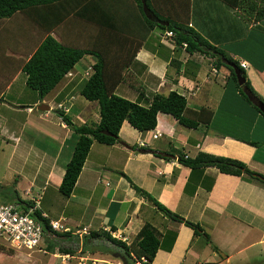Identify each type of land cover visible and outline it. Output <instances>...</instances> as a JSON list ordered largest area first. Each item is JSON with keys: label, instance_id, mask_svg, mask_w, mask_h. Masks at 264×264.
I'll return each instance as SVG.
<instances>
[{"label": "crops", "instance_id": "obj_1", "mask_svg": "<svg viewBox=\"0 0 264 264\" xmlns=\"http://www.w3.org/2000/svg\"><path fill=\"white\" fill-rule=\"evenodd\" d=\"M195 2L196 0H152L154 7L162 15L193 25L204 37L213 36L221 40L222 44H215L216 46L223 47L231 43L227 42V37L234 33V29L231 27L233 24L229 25L228 22L235 14L221 2L217 5L214 0L207 8L198 0L195 10ZM212 4L215 5L213 9ZM38 28L41 33L40 44L47 32L40 26ZM52 34L65 45L100 52L104 57L105 74L110 82L123 78L115 89L118 95L133 101L140 100L141 94L149 99L155 93L167 95L174 90L185 95L188 101L186 115L196 125H182L173 115L159 112L158 123L153 130L140 132L130 124L131 129H128L125 127L128 121H125L120 131L121 142L109 145L95 141L74 191L69 197L64 195L67 200L59 216H54L50 208H40L46 215L45 218L61 219L72 231L69 235L62 232L52 235L46 233L42 241L44 245L37 248L38 251L62 258L63 264H123L121 259L110 254L113 250L122 251L121 248L108 240L97 238H94L93 247H86L85 236L91 231H105L130 244L136 240L141 228L150 223L159 230L163 241L152 264H230L232 261L237 264H264V182L244 174L223 173L213 166L193 169L180 160L181 156L191 159L200 152H206L241 160L252 171L264 176V117L250 106L246 107L240 93L230 85L228 62L227 65L217 64L213 52L201 44L197 50H191L183 45H175L170 39L164 40L163 32L152 31L149 37L154 39L143 41L74 15L54 28ZM157 36H161L160 41L156 39ZM245 43L240 42L238 47L232 49L239 51L242 45L245 55L228 49L226 53L239 62L247 60L250 63V68L246 71L247 78L264 99V46L253 41L246 46ZM251 51L257 54L251 55ZM32 54L33 52H29V57ZM21 58L16 65L17 71L10 76L6 63L0 61V94L6 95L20 76H24L26 85L22 67L28 58ZM84 58H89L91 67L92 56L87 54ZM213 66L216 71L212 70ZM87 69L77 63L44 98H40L36 92L29 93L25 100L18 98L17 101L9 102L14 107L11 116L13 115L16 125L10 124L11 118L9 121L0 119V148L7 145L8 141H4L7 137L14 140L13 147L16 149L26 143V140L30 142L32 135L25 136L21 132H26L27 129L31 131L33 128L42 130L39 120L52 124L54 136L48 141H39L38 138L31 141L29 145H36V155L25 154L23 164L17 168L29 176L25 195L29 199L36 197L40 204L42 199L52 200V193H48L51 186L60 191L66 165L74 151L69 141L75 135L78 136L57 116L54 106L56 103L52 99L57 96L54 94L57 91L61 94L59 104L64 103L66 108L61 109L78 124L100 121L99 104L95 103L97 101L87 102L79 110L73 108L75 105L65 102L66 94L71 100L73 97L77 98L74 94L78 90L80 92L82 86H71L87 79L85 74H81V71ZM144 98L142 102L145 103L147 100ZM5 102L6 99L0 101V117L2 107L7 106L4 105ZM42 103L50 105L53 110H39L38 105ZM14 113H20V116L14 119ZM53 114H57V122ZM55 125L59 127L56 128ZM17 126L20 127L19 133ZM155 132L160 133L156 138ZM141 140L147 142L146 147L140 146ZM23 146L30 148L28 145ZM66 149L69 150L63 157ZM157 150L172 156L154 152ZM104 151L105 154L100 155ZM62 160L64 161L60 165ZM126 175L174 213L199 223L206 234H195L190 226L159 210L152 201L136 191ZM40 177L44 179L40 181ZM106 178L112 179L113 183L108 181V187L100 192L99 185ZM36 188L42 195L33 193ZM9 195L11 198L15 197ZM21 197L23 198L22 195ZM94 202L92 214L84 219L86 209ZM82 207L84 212L76 217V212ZM173 237L174 241L169 249L168 245ZM54 245V249H51ZM8 246L10 250L21 249L13 247L9 242ZM98 246L103 248L102 251ZM60 247H72L74 251L67 253L61 251ZM103 251L106 255L101 254ZM222 251L225 252L224 255L221 254Z\"/></svg>", "mask_w": 264, "mask_h": 264}, {"label": "trees", "instance_id": "obj_2", "mask_svg": "<svg viewBox=\"0 0 264 264\" xmlns=\"http://www.w3.org/2000/svg\"><path fill=\"white\" fill-rule=\"evenodd\" d=\"M133 1L136 3L137 7L134 9H136L137 13L130 10L128 14H133L138 18L135 23L130 21L129 15L123 14L124 11L122 9L126 0H0V19L5 20V18L12 17L16 12H21L47 32L45 38L22 67V73L26 76V85L36 90L40 98L47 96L85 55L89 54L93 58L91 75L82 84L80 93L87 100L98 102L100 121L98 123L78 124L65 111L57 109V113L62 120L78 134L73 155L66 165L65 174L60 185L61 193L67 197L74 191L93 143L97 141L110 145L121 142L120 131L125 121H128L138 131L147 132L155 129L158 123V113L164 112L173 115L182 125L188 127L196 125V122L186 115L188 104L186 96L175 90L167 95L155 93L149 99L144 98L141 94L138 101L116 94L115 89L123 78H117V80L110 82V78H107L105 74L104 57L100 52L64 45L52 34L54 28L69 16L74 15L75 17L83 18L101 27L143 41H147L150 38V33L158 29L163 33L171 31L172 35L168 39L172 40L175 45H183L191 50H197L200 44L203 45L216 56L217 64L227 65L226 62H231L242 70L246 81L243 85H240L235 69L227 65L230 69L228 79L230 80V85L240 93L246 107L250 106L251 109H255L264 117V113L254 102V100L264 102V99L255 91L239 60L226 53L228 50L238 47L240 42H246L245 46L250 41L264 46V0H214L217 5H220L221 2L235 14V17L228 22L229 25L233 24L231 27L234 29V33L227 37V42L231 43L224 45V48L215 45H221V40H217L213 36L204 37L193 25L184 24L162 15L154 7L152 0ZM144 1L159 19L169 24H160L149 19L143 9ZM211 1L201 0L206 8L211 4ZM197 2L198 0L195 2L194 9L198 7L199 3ZM214 6L212 4L211 9ZM243 11L245 15H243ZM204 12L206 13V10ZM253 24L256 25L254 26ZM251 25L252 27L250 28ZM232 51L242 56L246 54L242 45L239 51ZM250 54L257 53L251 51ZM4 96L5 94H0V101L5 100ZM143 98L147 100L145 103L142 102ZM251 143L256 144L254 142ZM180 160L193 169L213 166L223 173L244 174L252 179L264 182V176L252 171L245 162L235 158L200 152L195 158L190 159L181 156ZM126 177L130 179L127 175ZM130 181L140 195L152 201L159 210L169 217L184 222L194 230L195 234L200 232L206 234L199 223L192 222L174 213L147 190L136 185L131 179ZM4 189V186L0 183V192ZM13 196H15L13 199H16L15 203L25 205V209L36 203V197L25 199L21 197L18 191H15ZM35 213L45 223L46 229L50 228V220L42 216V211L36 209ZM56 233L58 234L59 232ZM69 234L67 232L65 235ZM87 237L90 238L87 240ZM103 237L114 244V246L121 248L133 264H152L159 248L163 245L162 235L150 223H146L141 228L136 240L130 244L119 240L109 232L91 231L85 237L86 247L94 246L92 243V240H95L94 238L100 240ZM207 238L210 240L208 235ZM173 241L174 237L170 245H168L169 249L172 247ZM50 248L52 249L53 246ZM60 249L67 253L74 251L72 247H60Z\"/></svg>", "mask_w": 264, "mask_h": 264}, {"label": "rangeland", "instance_id": "obj_3", "mask_svg": "<svg viewBox=\"0 0 264 264\" xmlns=\"http://www.w3.org/2000/svg\"><path fill=\"white\" fill-rule=\"evenodd\" d=\"M136 3L133 0H128L125 2L124 8L122 9L123 14L124 15H129L128 11L130 12H135L136 9ZM137 13V11H136ZM19 14V15H17ZM130 16V21H132L133 23L136 22V20H138L137 17H135V15L131 14ZM6 19V18H5ZM2 20V19H0ZM36 23L33 24V21L30 20V18L23 14V13H16L14 16L0 21V61L6 63V67L9 68L8 69V76L14 74L15 71H17L16 65L18 64V62H20L22 60L21 57L29 58V52H34L37 49V45L39 44L40 40H41V33H40V29L38 28V26L35 25ZM94 30V29H93ZM92 30V31H93ZM156 32H160V30H156ZM165 33V32H164ZM164 33L162 34V39L166 40L168 38H166L164 36ZM161 36H157L156 39H160ZM154 38L152 37L151 40H153ZM65 45V44H64ZM68 46V45H67ZM79 47V46H76ZM82 48V47H79ZM89 62H91L89 60V58H82L80 60V63L82 65V68H88L87 71H81L82 75H86L87 78L89 77L87 73L91 72V67L89 66ZM72 75V74H70ZM80 77V75H79ZM78 79V78H77ZM85 81L80 80L77 83H73L71 87H76V86H82V84ZM25 83V79L24 76H20L18 78V80L15 82V85H13L12 89H10L8 91V93L5 95V99L6 102L4 103V105L7 104V106L2 107V112H1V117L4 121H9L8 119L11 118L12 120H10V124L16 125L15 120H13V115L11 116V114H13L12 110L14 107L10 106L8 103L12 102L13 100H18V98H22L21 100H25L28 97V94L31 93H36L37 91L34 90L33 88L27 86L24 84ZM26 90V92H25ZM69 90H66V92H68ZM27 94H25V93ZM30 94V95H31ZM63 94V93H62ZM61 94H58V91L54 94L55 98H52L53 101H55V109H66L64 107V103H60L59 104V97ZM77 95L76 97H73L71 100V97H69L68 94H66L65 97V102L67 104H72L75 105V107H73L75 110H79V109H83L84 105L87 104V102H93L94 101H90L87 100L83 95H81V93L79 92V90L74 94ZM52 94L49 95V97H51ZM98 103V102H95ZM54 109V111H56ZM49 111V110H47ZM74 112V110L72 111ZM23 115V114H22ZM55 115V121L57 122V114H53ZM57 115V116H56ZM14 119H17L20 116V113H14ZM72 117V116H71ZM75 118V117H74ZM84 118V117H83ZM62 120V118H61ZM50 121V120H49ZM39 123H41L39 126L41 128H43L42 130L38 129V128H33L31 131L29 129L26 130V132H21V134H25V136L27 134H30L29 137L32 135L33 139L31 141H35L36 138H38V140H50L51 136L53 137V127L48 123V122H44L39 120ZM52 122V121H50ZM77 122V121H76ZM53 123V122H52ZM78 123V122H77ZM56 124V123H55ZM56 128H58V125H55ZM128 129H131L129 126V122L126 124V126ZM18 129V133L20 130V127L17 126ZM44 131V132H43ZM77 134V133H76ZM24 136V139H27ZM0 137H2V135L0 134ZM78 136L75 135L73 139H70L69 141V145L71 147V149L74 150V146L76 144V140ZM4 141H8L5 147L0 148V181L2 183V185H4V190H2V192L0 194V205L3 204H8V203H14L16 201V199H13L10 197L9 194L11 195H15V191H18L19 194H21L23 196V198L25 199H29V196L25 195V189L28 187V178L29 176L24 172H20L19 170H17L18 165L23 164V161L25 159V154L26 156H29L28 153H31L33 155H36V145L31 146L29 145L30 142L26 140V143H22L21 145L18 146V148H14L13 146H15V142L14 140H9V138H5ZM23 145H28L30 148H26ZM139 145V143H138ZM137 146V145H136ZM139 147V146H137ZM69 149L65 150V153L63 157L66 156L67 152ZM42 154V152H41ZM40 154V155H41ZM44 154V152H43ZM105 154V151L103 153H100V155ZM37 155H39V153H37ZM39 160V159H38ZM64 160L60 161V165L62 164ZM30 173V172H28ZM44 178L40 177V181H42ZM108 181L112 182V179L110 178H106L102 181V183H100L99 185V191L100 192H104L105 189L108 187V185L106 184ZM6 185H9V187H7ZM18 188V189H16ZM36 191H34L33 193H39V196L42 195V193L36 188ZM48 193H52V200L49 199H42L41 202L42 204H40V208L41 210L45 209H52L51 213L58 217L59 212L64 208L65 202L67 200V198L61 194V192L59 190H57L54 186H51V188L49 189ZM32 194V193H31ZM30 194V195H31ZM37 195V194H35ZM38 196V197H39ZM40 199V198H39ZM46 201V202H45ZM48 206H47V205ZM53 205V206H51ZM95 202L93 203V205L91 207H89L88 209H86V212L84 213L83 218L86 219V217L88 216V214H92L93 208H94ZM80 206V205H79ZM88 210V211H87ZM83 207L80 208L77 212H76V217H79L82 215L83 213ZM55 217V218H56ZM58 219V218H57ZM5 237V236H3ZM0 237V264H63V260L62 258H58V257H54L51 254H44L43 252L38 251L37 248L33 249V250H29L26 248H22V249H17V250H10L9 246H8V242L7 239ZM86 237V236H85ZM90 237H87V240ZM44 240V239H43ZM86 240V241H87ZM100 240H105V238H101ZM93 244L95 242V240H92ZM44 245V242L41 243V246ZM56 245L53 246L52 249H54ZM97 248V247H96ZM98 249H100V251H102L103 248H101V246H98ZM103 255H106V252L103 251V253H101ZM222 255L225 254L224 251L221 252ZM211 259V258H210ZM213 259V258H212ZM211 259V260H212ZM69 264H73L72 262H68ZM230 264H237L236 262L232 261Z\"/></svg>", "mask_w": 264, "mask_h": 264}, {"label": "built area", "instance_id": "obj_4", "mask_svg": "<svg viewBox=\"0 0 264 264\" xmlns=\"http://www.w3.org/2000/svg\"><path fill=\"white\" fill-rule=\"evenodd\" d=\"M171 35V31H166L164 34L166 38L171 37ZM240 64L245 70L250 68V63L247 60H241ZM212 70L216 71V68L213 66ZM87 74L89 75V73ZM159 134L155 132L154 137H158ZM140 146L146 147L147 142L141 140ZM35 200V205H31L28 209H25V205L15 202L0 205V237L5 236L6 238H3L7 239L15 248L29 250L41 248L46 233L52 235L56 232L67 233L72 231L61 219L50 220V228L46 229L45 223L35 213L36 209H40V201L37 198ZM42 216L45 217L46 215L42 213ZM84 232H86V228H84ZM45 252L47 251L45 250Z\"/></svg>", "mask_w": 264, "mask_h": 264}, {"label": "water", "instance_id": "obj_5", "mask_svg": "<svg viewBox=\"0 0 264 264\" xmlns=\"http://www.w3.org/2000/svg\"><path fill=\"white\" fill-rule=\"evenodd\" d=\"M143 9H144V11H145V13H146V15H147V17L149 19L157 21L160 24H165V25L169 24L168 22L159 19L154 14V12L151 11L150 8H148V6L145 3V1L143 2ZM228 65H230L231 67H233L235 69V73H236V76H237V78L239 80V83H240V85H243L245 83V81H246V77L244 76L242 70L240 68H238V66L235 65L234 63L228 62ZM254 102L256 103V105H258V107L264 113V102L263 101H258V100H254ZM38 109L41 110V111L53 110L50 105L44 104V103L38 105ZM154 152H156V153H158L160 155H164V156H172L169 153H165V152L159 151V150L154 151ZM110 254L115 256V257H117V258H119V259H121L123 264H133L132 262H130L128 256L125 253H123L122 251L113 250V251H110Z\"/></svg>", "mask_w": 264, "mask_h": 264}, {"label": "clouds", "instance_id": "obj_6", "mask_svg": "<svg viewBox=\"0 0 264 264\" xmlns=\"http://www.w3.org/2000/svg\"><path fill=\"white\" fill-rule=\"evenodd\" d=\"M165 34V33H164ZM245 70V69H244ZM245 71H247V70H245ZM91 72H92V69H91ZM91 72H89V75L88 76H90L91 75Z\"/></svg>", "mask_w": 264, "mask_h": 264}]
</instances>
